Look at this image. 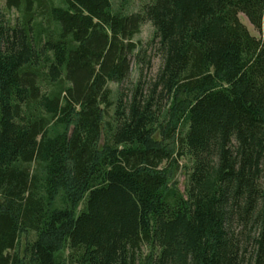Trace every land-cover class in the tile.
Returning a JSON list of instances; mask_svg holds the SVG:
<instances>
[{"label":"trees","instance_id":"1","mask_svg":"<svg viewBox=\"0 0 264 264\" xmlns=\"http://www.w3.org/2000/svg\"><path fill=\"white\" fill-rule=\"evenodd\" d=\"M5 3L0 264H264V0Z\"/></svg>","mask_w":264,"mask_h":264},{"label":"rangeland","instance_id":"2","mask_svg":"<svg viewBox=\"0 0 264 264\" xmlns=\"http://www.w3.org/2000/svg\"><path fill=\"white\" fill-rule=\"evenodd\" d=\"M153 0H112L113 7L116 11L122 10L125 14L138 13L142 8L151 3ZM0 10L4 15L5 19H15L18 16V12L15 10L9 11L6 8L5 0H0ZM240 19L242 23L250 30L251 34L258 37V33L249 24L248 20L241 15ZM134 42L138 45V50H141L142 57H145V62L141 65L143 80L153 79L161 68L162 61L158 55V41L155 39V30L151 23H145L138 35L135 36ZM145 55V56H144ZM147 63H150L148 65ZM139 67L135 60L132 61V72L130 79L124 83V85L110 84V88L115 94L121 88L124 92L129 93L132 91L133 87L137 84L139 76ZM186 161H180V167L185 164ZM177 188L181 193H185L187 174L183 168L177 170L176 175Z\"/></svg>","mask_w":264,"mask_h":264}]
</instances>
